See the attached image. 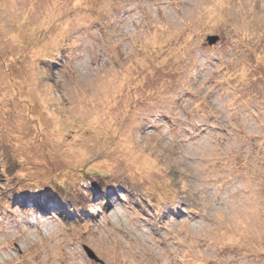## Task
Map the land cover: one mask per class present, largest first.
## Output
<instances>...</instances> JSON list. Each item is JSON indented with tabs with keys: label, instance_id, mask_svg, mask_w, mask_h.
Listing matches in <instances>:
<instances>
[{
	"label": "rangeland",
	"instance_id": "1",
	"mask_svg": "<svg viewBox=\"0 0 264 264\" xmlns=\"http://www.w3.org/2000/svg\"><path fill=\"white\" fill-rule=\"evenodd\" d=\"M0 264H264V0H0Z\"/></svg>",
	"mask_w": 264,
	"mask_h": 264
},
{
	"label": "water",
	"instance_id": "2",
	"mask_svg": "<svg viewBox=\"0 0 264 264\" xmlns=\"http://www.w3.org/2000/svg\"><path fill=\"white\" fill-rule=\"evenodd\" d=\"M209 39H210V43H211V44L216 43V41L218 40L217 37H211V38H209ZM87 252H88L90 258H92V259H96L95 255H94V253H93L92 251L88 250Z\"/></svg>",
	"mask_w": 264,
	"mask_h": 264
},
{
	"label": "trees",
	"instance_id": "3",
	"mask_svg": "<svg viewBox=\"0 0 264 264\" xmlns=\"http://www.w3.org/2000/svg\"><path fill=\"white\" fill-rule=\"evenodd\" d=\"M93 187L95 188V184H93Z\"/></svg>",
	"mask_w": 264,
	"mask_h": 264
}]
</instances>
